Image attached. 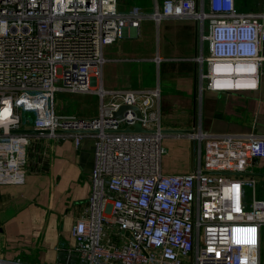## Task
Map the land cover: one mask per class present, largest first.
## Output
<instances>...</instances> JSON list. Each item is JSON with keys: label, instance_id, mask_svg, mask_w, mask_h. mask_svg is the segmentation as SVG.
<instances>
[{"label": "built area", "instance_id": "obj_1", "mask_svg": "<svg viewBox=\"0 0 264 264\" xmlns=\"http://www.w3.org/2000/svg\"><path fill=\"white\" fill-rule=\"evenodd\" d=\"M145 18L196 22L199 99L205 90L256 89L264 13L241 12L235 0H155L148 12L124 11L120 0H0V185L26 177L30 134L14 130L68 134L76 146L92 134L88 198L70 228L73 242L55 245L66 259L49 264H259L264 199L246 173L264 158V136L211 134L194 125L185 134L193 140L192 170L166 173L163 138L170 135L154 109L158 91L127 90L105 103L102 87L92 88L103 47ZM57 91L99 94V113L59 114ZM121 103L137 106L141 116L127 109L114 117ZM136 122L143 131H122ZM0 264L40 263L0 255Z\"/></svg>", "mask_w": 264, "mask_h": 264}, {"label": "crops", "instance_id": "obj_2", "mask_svg": "<svg viewBox=\"0 0 264 264\" xmlns=\"http://www.w3.org/2000/svg\"><path fill=\"white\" fill-rule=\"evenodd\" d=\"M126 1L128 5L123 10L134 11L129 6L131 0ZM235 4L241 12L264 13V0H235ZM161 22L163 32L160 37L164 45L157 46L149 58H144L155 62L159 71L162 70L164 86H160L161 81L156 88L148 89L116 85L118 79L124 80L120 72H128L129 62H139L141 57L136 54L146 48L133 45L129 50L128 46L122 44L124 38L153 36L152 29L144 30L140 24L139 29L129 28L115 43L105 45L115 47L108 55L103 53L100 74L104 95L113 94L108 103L119 101V95L126 90H157L161 96V88L166 101L179 102L182 99L198 98L197 66L193 58L201 47L196 22L192 19L165 18L158 24L155 23L157 29ZM185 39L189 41L184 42ZM105 63L110 68L106 85L103 80ZM116 95L120 99H115ZM55 110L62 115H76L64 113L61 108ZM196 117V125L211 134L264 136V63L259 68L258 84L254 90L203 91L198 100ZM29 137L28 171L24 182L0 185V248H4L6 257L24 251L26 255L32 254L41 263H56L66 259V252L58 251L55 245L66 247L73 242L70 228L82 214L88 198L90 174L94 164V136L84 135L78 146L71 136L64 133H35ZM187 151L190 165L188 146ZM169 166L171 165L164 167V172L180 173L189 169L188 167L184 170L177 165L171 168ZM246 175L256 179L255 195L258 194L264 199V158L253 160ZM259 264H264V225L260 227Z\"/></svg>", "mask_w": 264, "mask_h": 264}, {"label": "rangeland", "instance_id": "obj_3", "mask_svg": "<svg viewBox=\"0 0 264 264\" xmlns=\"http://www.w3.org/2000/svg\"><path fill=\"white\" fill-rule=\"evenodd\" d=\"M153 0H131L129 2V6L138 11H149L152 7L151 3ZM123 3V4H122ZM120 2V7L123 10L128 5L126 0H122ZM142 29L146 30L152 29L153 36H137V37H129L124 38L122 44L128 46V49H131V46L138 45L143 48L141 53L136 54L140 56L141 60L139 62H129L128 72L124 73L121 71V75H123L124 80H117V87H128L135 89H148V88H156L157 84L160 82V86L163 87V74L157 68L155 62L145 59L149 58L153 51L156 50L157 46L161 47L164 45L163 39L160 37L162 35L163 22L159 24V29L155 22L150 19H143L141 22ZM188 42L189 40L185 39L184 42ZM115 43V42H114ZM150 43V44H149ZM191 42H189L190 44ZM148 45V46H147ZM188 46V45H187ZM103 53L104 55H108L111 51L115 49L114 45L112 46H104ZM163 47V46H162ZM206 43L204 44V52L206 53ZM134 53V51H130ZM135 54V53H134ZM145 57V58H144ZM109 70L108 63H105L103 68V80L105 81V85L109 81ZM159 72L161 74H159ZM102 76V75H101ZM98 76L96 78H92V88L96 89L98 86L101 87V79ZM118 76V74L116 75ZM163 88H161V96L158 93V96H152L154 102V109L156 110V114L159 115L160 124L163 128H193V125H196L197 122V113H198V100L199 98H187L182 99L179 102L175 100H165L164 92H162ZM127 91V90H126ZM147 92V91H146ZM144 93V92H138ZM119 95V94H117ZM115 97V99L119 96ZM105 96V95H104ZM113 94H109L105 96L104 102L108 103ZM176 104H179L178 106ZM100 106V95L94 92H85V93H75L69 91H57L54 94V107L61 108V110L65 113H72L76 115H84V116H94L99 113ZM194 107V108H193ZM194 113V114H193ZM189 139L186 135H170L163 138V145L166 148V153L162 158V167L164 171V167L166 168L168 165L170 168L175 165L180 168L186 170L189 167L188 160V151L189 150ZM188 143V145H187ZM28 156V153H27ZM182 156V157H180ZM173 165V166H172ZM189 170V169H187ZM28 171V170H27ZM186 172V171H185ZM257 185V189H258ZM257 198H261L258 194H256ZM63 240V239H62ZM0 255L4 256L7 259H17L21 258L22 260H26L29 262H36L40 264L39 260L35 259L32 254L26 255L24 251H20L11 257L5 256L4 248H0Z\"/></svg>", "mask_w": 264, "mask_h": 264}, {"label": "water", "instance_id": "obj_4", "mask_svg": "<svg viewBox=\"0 0 264 264\" xmlns=\"http://www.w3.org/2000/svg\"><path fill=\"white\" fill-rule=\"evenodd\" d=\"M127 109H132L135 110L137 115L140 117V111L137 106L134 105H126V104H119L118 108L112 112L114 117H121L123 113L126 112ZM16 132H23V133H28V134H35V133H43L47 134L49 131L45 129H32V128H26V129H18L14 130ZM122 131H143V129L140 126L139 122H136L133 125V128L130 129L128 126H126ZM151 131V130H148ZM161 131L167 135H185L192 133V128H163ZM55 132L60 133V132H67L63 130H55ZM189 149H190V165H189V170H192L193 166V140L189 139Z\"/></svg>", "mask_w": 264, "mask_h": 264}]
</instances>
